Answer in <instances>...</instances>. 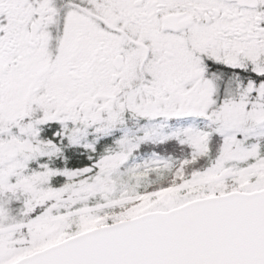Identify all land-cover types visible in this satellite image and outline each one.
Instances as JSON below:
<instances>
[{"label":"snow or ice","instance_id":"1","mask_svg":"<svg viewBox=\"0 0 264 264\" xmlns=\"http://www.w3.org/2000/svg\"><path fill=\"white\" fill-rule=\"evenodd\" d=\"M0 264H264V0H0Z\"/></svg>","mask_w":264,"mask_h":264}]
</instances>
